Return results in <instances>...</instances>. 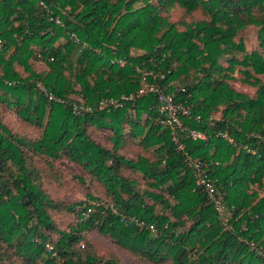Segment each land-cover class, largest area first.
<instances>
[{"label":"trees","instance_id":"16d2710c","mask_svg":"<svg viewBox=\"0 0 264 264\" xmlns=\"http://www.w3.org/2000/svg\"><path fill=\"white\" fill-rule=\"evenodd\" d=\"M174 8L190 19L182 29L167 18ZM263 13L264 0H0V109L4 105L25 126L40 129L36 140H28L0 120V264L17 259L21 264H116L82 252L83 234L90 231L148 264H264ZM250 32L256 41L249 52ZM116 58L127 64L117 65ZM31 60L47 69L35 72ZM137 66L164 74L165 85L182 82L183 87L176 84L184 89L176 101L193 111L183 124L205 139L184 133L178 150L170 129L155 123L152 95L116 110L74 115L37 87L41 83L57 99L96 107L101 99L135 93L141 85ZM233 81L253 88V94L236 89ZM90 128L108 129L112 148L95 142ZM126 128L153 154L121 155ZM29 153L80 165L105 188L118 214L92 195L83 203L53 200L35 183ZM183 153L207 170L221 193L230 230L196 187ZM123 168L159 191L140 193ZM55 212L72 215L75 225L60 231L52 220ZM121 216L154 231L121 222ZM42 228L58 234L51 250Z\"/></svg>","mask_w":264,"mask_h":264},{"label":"rangeland","instance_id":"374dc122","mask_svg":"<svg viewBox=\"0 0 264 264\" xmlns=\"http://www.w3.org/2000/svg\"><path fill=\"white\" fill-rule=\"evenodd\" d=\"M196 17L199 19L203 16L197 15ZM167 18L169 22L177 25V28L179 29L183 28L182 24L187 23L190 20L185 16L184 12L178 8L171 9L168 13ZM245 40L247 51L250 52L255 48V45L253 43L256 41L255 32L254 34H252L251 32L248 33L245 37ZM133 52V55H141L140 51L133 50ZM31 63L35 72L45 71L47 69L44 63L39 60H31ZM19 72L22 74V76L27 75L22 71V69H20ZM234 77H236V81H239L241 76L235 74ZM192 78L193 74L190 73L188 80L190 81ZM262 79H264V77H262ZM230 83L233 87L240 91L253 94L254 90L249 86H242L240 83L235 81ZM174 84H177L179 87H183L181 81H176ZM71 98L77 100L76 96H71ZM0 114L1 122L5 123L13 133H16L28 140H36L38 135L40 134V129L25 126L22 121L16 118L12 110L8 109L4 105H1ZM214 117L219 118L220 114L218 113ZM144 119L145 116L142 118V120ZM124 133L126 134L124 136L125 142L123 143V147L122 149H120L119 153L125 158L136 159V157L141 155L149 156L153 154L151 150L146 151L142 149V147L139 145V140L132 139L129 134H127L128 128H126ZM89 134L95 142H97L104 148H112L113 144L110 140V137L112 135L108 129L90 128ZM28 155L31 159L30 161L28 160V166L32 167L31 170L38 176L37 180H35V183H37L41 187L42 191L45 192L53 200L66 205L78 202L83 203L87 202V195H92L100 202H103L106 206L111 205V200L105 194V188L101 185V183H99L95 179V177L90 175L77 163L71 162L66 157L58 161H47L46 159L42 158V156H37L34 154L32 155V153H29ZM122 170V175H124L128 179H134L138 182V191L140 193L145 190L150 193H157L159 191L158 189L150 188L146 183L147 181L144 180L141 175L133 173L131 170L126 168H123ZM145 201L148 204L152 203L150 197H145ZM156 210L161 211V207L157 205ZM52 220L54 222V225L60 231L67 232L69 231L70 226L75 225V218L72 215H68L63 212L52 213ZM42 233L48 234L50 236L51 242H49V244L47 245L48 247L52 248L54 243L58 240V234L52 233L44 228H42ZM83 237L86 241V244H88V246H85V242L80 243L79 247H81L83 253H94L103 261L115 260L116 264H148L132 257L127 252L121 250L108 236H103L96 233L95 231H90L85 232L83 234ZM16 264H21L19 259H17Z\"/></svg>","mask_w":264,"mask_h":264},{"label":"built area","instance_id":"2783aa9c","mask_svg":"<svg viewBox=\"0 0 264 264\" xmlns=\"http://www.w3.org/2000/svg\"><path fill=\"white\" fill-rule=\"evenodd\" d=\"M55 22L60 25L59 20H56ZM72 38L75 39V35H72ZM3 44L4 42L0 39V49H2ZM114 62L121 67H124L127 64L125 59L116 58L114 59ZM135 71L141 78L140 88L135 93H132L128 96H122L120 99H101L97 103L96 107L87 106L82 103L78 104L76 101L66 102L57 99L51 93H48L41 83H38L37 87L39 90H41V92L44 93L49 101L60 102L62 104L68 105L74 115L90 114L93 113L95 108L99 110H116L123 107L126 102L152 95L155 97L156 103L150 108V110L156 114L155 123L164 128L170 129L171 140L178 150H183V145L180 142V136L184 133L188 134L193 139H205L202 134L185 127L183 124V118L193 117V111L190 105L176 101V94H178L180 91H183L184 89L179 88L174 83L169 85L163 84L162 81L165 78L164 74H159L152 70H146L138 66L135 67ZM195 120L199 121L200 117L196 116ZM218 135L232 143V139H230L226 134L218 133ZM183 156L186 165L193 172L196 187L205 195L207 201L214 207L222 225L226 229L230 230L231 227L228 225V217L226 215V209L222 204L221 193L210 181V179H208L207 170L199 159H193L187 153H183ZM105 207H109V210L112 214H118L117 209L113 205H105ZM120 221L134 222L138 227L154 231V227L152 225H147L145 222L137 221L134 218H129L127 220L121 216ZM46 246L49 250H51V247H48V245Z\"/></svg>","mask_w":264,"mask_h":264}]
</instances>
